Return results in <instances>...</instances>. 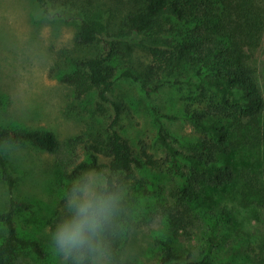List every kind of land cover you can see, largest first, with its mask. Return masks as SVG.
I'll list each match as a JSON object with an SVG mask.
<instances>
[{"label": "trees", "instance_id": "16d2710c", "mask_svg": "<svg viewBox=\"0 0 264 264\" xmlns=\"http://www.w3.org/2000/svg\"><path fill=\"white\" fill-rule=\"evenodd\" d=\"M48 1L36 0L41 8ZM82 1L84 11L62 17L76 22L75 43L62 50L49 73L74 89L68 112L89 119L88 131L67 143L71 155H76L63 165L67 185L50 224L52 234L74 217L73 199H86L89 173H105L106 183L91 197L111 198L113 214L98 230L94 243L100 244V253L125 264L121 257L125 225L134 222L138 204L149 194L138 176L153 170L168 173L173 182V203L164 208L168 234L159 241L163 250L158 264H218L210 257L222 237L223 224L232 227V214L224 206L201 205L202 193L227 187L239 178L240 204L264 209V165L248 162L237 171L231 159L240 149L249 156L255 151L264 153V97L252 63L264 36V0H113L116 19L87 15V6L97 0ZM130 39L150 53L152 61L143 69L122 62L123 46ZM184 72L192 73L194 80L180 79ZM119 78L138 82L148 96L171 84L195 86L201 106L186 105L183 118L201 135L188 143L187 153L171 144L164 124L160 136L168 150L166 157L156 158L146 146L134 149L121 132L124 105L111 98ZM8 142L31 144L49 153H58L60 148L50 130L0 127V174L11 193L17 181L3 149ZM79 150L88 155L87 160L79 159ZM146 181L154 185L153 180ZM32 207L11 198L9 208L0 213L6 232L0 236V264H15L19 248L45 255L40 241L20 237L16 227V211ZM201 223L207 224L208 233L201 259L186 260L177 246L178 237H192V229ZM249 236L243 244L249 264H264V229ZM81 251L83 264H94L100 256L87 247ZM76 256L74 250L64 263L77 264Z\"/></svg>", "mask_w": 264, "mask_h": 264}, {"label": "rangeland", "instance_id": "374dc122", "mask_svg": "<svg viewBox=\"0 0 264 264\" xmlns=\"http://www.w3.org/2000/svg\"><path fill=\"white\" fill-rule=\"evenodd\" d=\"M83 7L82 0H49L45 8L36 0H0V127L50 130L60 142L58 153L27 143L3 145L17 185L11 193L0 174V213L9 208L11 198L31 203V209L16 211V227L20 237L40 241L45 252L42 257L31 249L19 248L15 264H65L53 251L50 224L67 185L63 165L76 155H71L67 143L88 131L89 119L68 112V106L74 103V89L50 77L49 73L62 50L75 43L77 24L62 17L64 14L73 17L84 11ZM86 10L90 16L102 14L119 18L113 0H97ZM123 52L122 62H130L138 69L152 61L149 51L134 39L124 44ZM252 63L264 97V36ZM181 75L182 80H194L190 72ZM197 97L195 86L187 84H171L148 96L141 84L126 78L117 79L111 94L113 100L124 105L120 126L123 136L136 151L146 146L156 158L168 155L160 136L162 124L171 144L185 153L189 151L188 143L200 137L201 132L183 118L186 105L201 106ZM168 115L178 118L171 119ZM262 118L264 121V112ZM235 151L231 159L237 171L248 162L264 165L263 150L252 152L253 156L244 153V149ZM77 155L80 160L88 159L82 150ZM89 175L91 183L86 198L106 183L105 173L91 171ZM138 179L145 183L143 187L149 189V194L138 204L134 222L125 225L121 257L125 264H158L163 250L159 241L168 234L164 208L173 203V182L168 173L153 170L140 172ZM147 179L153 180L154 185H147ZM240 182L238 178L227 187L206 190L198 200L201 205L224 206L231 210L232 227L223 224L222 237L210 257L218 264H249L243 244L250 239L249 233L258 235L264 229V209L240 204ZM192 233L189 238L179 236L177 246L186 260L199 261L200 249L208 241L207 224H199ZM5 235L0 225V236ZM94 264L118 262L103 252Z\"/></svg>", "mask_w": 264, "mask_h": 264}, {"label": "clouds", "instance_id": "9594fccd", "mask_svg": "<svg viewBox=\"0 0 264 264\" xmlns=\"http://www.w3.org/2000/svg\"><path fill=\"white\" fill-rule=\"evenodd\" d=\"M72 204L76 206V213L70 220L59 225L53 235L52 248L54 253L64 261L75 252L77 264H83L86 247L93 253H100V244L94 243L95 236L102 230L104 221L112 216L111 198L88 197L82 202L75 198Z\"/></svg>", "mask_w": 264, "mask_h": 264}]
</instances>
